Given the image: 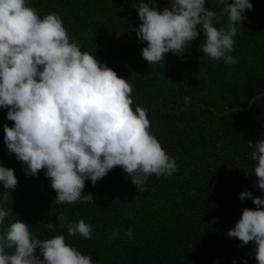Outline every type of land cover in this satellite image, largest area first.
I'll use <instances>...</instances> for the list:
<instances>
[{
    "label": "trees",
    "instance_id": "obj_1",
    "mask_svg": "<svg viewBox=\"0 0 264 264\" xmlns=\"http://www.w3.org/2000/svg\"><path fill=\"white\" fill-rule=\"evenodd\" d=\"M148 2V0H145ZM233 2V0H229ZM41 16L60 14L69 35L88 51L128 79L133 86L135 108L147 109L151 131L162 146L178 159V171L171 177H149L140 190L119 167H114L95 186L86 181L84 194L92 193L97 205H56L57 193L41 170L27 176L23 165L4 143L7 110L0 108V163L15 170L18 185L5 200L12 207L10 221L21 219L34 235L47 239L63 234L66 242L93 257L94 264H257L254 245L243 247L228 231L245 208L256 209L251 198L240 199L248 190L264 196L251 170L255 143L264 139V97L250 111L219 117L212 110L226 112L247 108L264 93V0H252V10L237 25L234 56L239 63L226 70L223 61L203 55L199 45L204 34L186 48L183 57L166 53L164 61L151 65L142 58L146 43H140L139 0H30ZM171 0H156L150 7L161 11ZM208 9L219 13L217 0ZM221 24L226 17L220 18ZM182 111V114L179 112ZM19 163V164H18ZM0 183V194L4 193ZM91 223L92 239L69 236L58 216ZM48 224H56L50 231ZM131 228L135 239H108V230ZM10 251V250H9ZM40 256L39 249L36 252ZM42 258V257H41Z\"/></svg>",
    "mask_w": 264,
    "mask_h": 264
},
{
    "label": "clouds",
    "instance_id": "obj_2",
    "mask_svg": "<svg viewBox=\"0 0 264 264\" xmlns=\"http://www.w3.org/2000/svg\"><path fill=\"white\" fill-rule=\"evenodd\" d=\"M156 0H139L135 29L142 58L156 65L166 53L183 57L186 48L204 34L199 50L213 61L234 70L237 25H243L252 0H217L219 13L206 7L209 0H171L161 11ZM226 17L221 24L220 18ZM133 86L97 55L83 51L68 33L60 14L41 16L30 0H0V108L6 109L4 143L24 167L27 176H45L57 193L56 205H97L84 194L86 181L95 186L119 166L140 190L153 174L168 178L178 171L179 157L171 156L151 131L147 109L132 107ZM253 148L251 170L264 191V139ZM0 264H94L93 257L66 242L63 234L41 239L21 219L10 221L12 207L5 204L18 185L15 170L0 163ZM256 209L245 208L228 231L243 247L254 245L257 264H264V196L241 192ZM69 236L92 239L91 223L58 216ZM55 231L56 224H48ZM135 239L131 228L108 230V239ZM39 249L40 256L36 255ZM10 250V251H9ZM42 257V258H41ZM233 264H236L234 261ZM247 264V261H244Z\"/></svg>",
    "mask_w": 264,
    "mask_h": 264
},
{
    "label": "water",
    "instance_id": "obj_3",
    "mask_svg": "<svg viewBox=\"0 0 264 264\" xmlns=\"http://www.w3.org/2000/svg\"><path fill=\"white\" fill-rule=\"evenodd\" d=\"M263 97H264V93H262V94H260V95H258V96H255V97L251 100V102H250V104H249V106H248L247 108H233V109L227 110L226 112H219V111H217V110H216L215 108H213V107L206 106V105H200V106H199V110H200V108L202 107L204 110L209 109V110L214 111L215 114H216L217 116H219V117H224V116H227V115L231 114L232 112H238V111L246 112V111H250V110L253 108L255 102L258 101L259 99L263 98ZM179 114H182V111H180ZM19 163H20V162H19ZM19 163H18V164H19Z\"/></svg>",
    "mask_w": 264,
    "mask_h": 264
}]
</instances>
